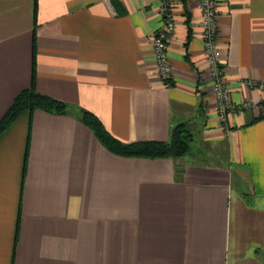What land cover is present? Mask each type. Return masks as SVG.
Returning a JSON list of instances; mask_svg holds the SVG:
<instances>
[{"label": "crops", "instance_id": "0c3cea01", "mask_svg": "<svg viewBox=\"0 0 264 264\" xmlns=\"http://www.w3.org/2000/svg\"><path fill=\"white\" fill-rule=\"evenodd\" d=\"M172 82L160 77V0H0V121L25 89L69 104L25 111L0 135V264H264V0H219L220 121L199 0H171ZM119 140L188 152L125 157Z\"/></svg>", "mask_w": 264, "mask_h": 264}, {"label": "trees", "instance_id": "16d2710c", "mask_svg": "<svg viewBox=\"0 0 264 264\" xmlns=\"http://www.w3.org/2000/svg\"><path fill=\"white\" fill-rule=\"evenodd\" d=\"M8 111L0 121V135L5 131L20 114L25 111L33 113L43 109L53 113L65 114L69 104L53 96L37 92L35 87L23 90L10 105ZM80 119L91 128L97 138L111 152L125 157H174L185 155L190 147L193 132L185 122L178 123L171 131L167 141H136L125 142L114 136L104 125L102 120L93 111L83 108Z\"/></svg>", "mask_w": 264, "mask_h": 264}, {"label": "built area", "instance_id": "2783aa9c", "mask_svg": "<svg viewBox=\"0 0 264 264\" xmlns=\"http://www.w3.org/2000/svg\"><path fill=\"white\" fill-rule=\"evenodd\" d=\"M219 0H199L202 17L199 21L202 27L204 47L209 62L208 76L212 81L214 98L217 99L218 112L221 123L227 124L228 114L243 108L231 100L229 90L225 83L223 60L219 47ZM171 0H160V10L163 23L154 34V53L156 57L158 72L166 83H171L173 79V65L169 56L170 35L175 30V17L171 11ZM264 88V84H255Z\"/></svg>", "mask_w": 264, "mask_h": 264}]
</instances>
